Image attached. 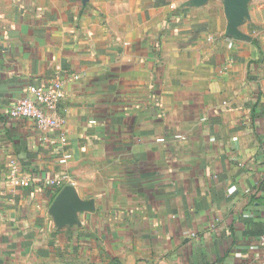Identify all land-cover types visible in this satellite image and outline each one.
<instances>
[{
  "label": "crops",
  "instance_id": "crops-1",
  "mask_svg": "<svg viewBox=\"0 0 264 264\" xmlns=\"http://www.w3.org/2000/svg\"><path fill=\"white\" fill-rule=\"evenodd\" d=\"M248 11L230 44L224 0H0V163L29 181L0 176V264H264V0ZM55 80L49 144L10 110ZM67 185L96 210L59 228Z\"/></svg>",
  "mask_w": 264,
  "mask_h": 264
},
{
  "label": "built area",
  "instance_id": "built-area-1",
  "mask_svg": "<svg viewBox=\"0 0 264 264\" xmlns=\"http://www.w3.org/2000/svg\"><path fill=\"white\" fill-rule=\"evenodd\" d=\"M231 36L226 37V41L231 44ZM63 82L61 80L52 81L48 86L32 85L27 89L25 97L19 99L10 110V115L14 119L32 121L37 131L43 135L45 143H53L55 133L61 131L64 124L63 118L58 114L60 102L64 95ZM95 124V121L91 122ZM61 143L65 145V139L61 138ZM73 155L70 152L61 154L60 164L65 165L71 161ZM4 174L14 186H29L27 179L18 175V168L15 163H11L9 171L4 172V167L0 163V176ZM49 186L58 187L61 181L51 180ZM264 244V243H263Z\"/></svg>",
  "mask_w": 264,
  "mask_h": 264
},
{
  "label": "water",
  "instance_id": "water-1",
  "mask_svg": "<svg viewBox=\"0 0 264 264\" xmlns=\"http://www.w3.org/2000/svg\"><path fill=\"white\" fill-rule=\"evenodd\" d=\"M209 0H192L193 7H202ZM252 0H224V10L228 19L227 33L231 37L241 38L240 27L249 18L248 4ZM95 201L81 200L71 185L65 186L52 203L50 213L59 228H73L80 225L79 215L94 212Z\"/></svg>",
  "mask_w": 264,
  "mask_h": 264
},
{
  "label": "trees",
  "instance_id": "trees-1",
  "mask_svg": "<svg viewBox=\"0 0 264 264\" xmlns=\"http://www.w3.org/2000/svg\"><path fill=\"white\" fill-rule=\"evenodd\" d=\"M61 190L60 189H57L56 191H55V194H54V196H53V198H56V196L58 195V193L60 192ZM115 264H120V263H115Z\"/></svg>",
  "mask_w": 264,
  "mask_h": 264
}]
</instances>
